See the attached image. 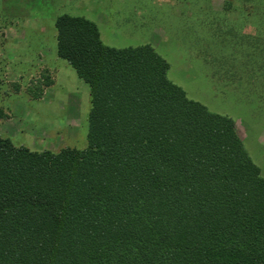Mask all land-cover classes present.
Here are the masks:
<instances>
[{
	"label": "trees",
	"instance_id": "1",
	"mask_svg": "<svg viewBox=\"0 0 264 264\" xmlns=\"http://www.w3.org/2000/svg\"><path fill=\"white\" fill-rule=\"evenodd\" d=\"M55 28L90 87L87 145L0 135V264H264V175L236 120L190 98L152 43L109 46L67 13ZM247 67L245 90L264 102V72Z\"/></svg>",
	"mask_w": 264,
	"mask_h": 264
},
{
	"label": "rangeland",
	"instance_id": "2",
	"mask_svg": "<svg viewBox=\"0 0 264 264\" xmlns=\"http://www.w3.org/2000/svg\"><path fill=\"white\" fill-rule=\"evenodd\" d=\"M235 2L227 10L226 0H82L80 9L71 10L66 0H24V17L5 16L0 4V108L6 113L0 135L33 150L87 145L90 87L58 56L55 20L64 13L96 20L105 6L113 16L100 24L103 42L114 47L152 43L170 63L169 78L190 98L236 120L246 150L264 175V102L245 90L244 76L247 65L264 72V29L258 30L263 9L260 0ZM38 13L43 28H37ZM134 21L144 26L135 28ZM247 33H260L255 45L243 40ZM18 44L25 58L10 65L3 53ZM38 48H47L48 55L36 57ZM46 77L53 80L51 86L44 85ZM38 86L43 94L34 98L29 88Z\"/></svg>",
	"mask_w": 264,
	"mask_h": 264
},
{
	"label": "crops",
	"instance_id": "3",
	"mask_svg": "<svg viewBox=\"0 0 264 264\" xmlns=\"http://www.w3.org/2000/svg\"><path fill=\"white\" fill-rule=\"evenodd\" d=\"M68 3H70V6H71V10H76V9H80L81 7H79V4H80V2L82 1H77L76 0V2H75V0H66ZM24 2V0L21 2V0H0V4H1V7H2V10L4 11V14H5V16H21V17H24V15H25V13H26V7L25 6H23L21 3H23ZM75 2V3H74ZM168 2V1H167ZM57 5V4H56ZM173 5V4H172ZM69 6V5H68ZM37 8V7H36ZM35 8V6H33V9L35 10L36 9ZM101 9H98L97 10V13H96V20H93L92 19V21H94V22H96L97 23V25H98V27H99V30H100V24H103L104 25V21H105V23H109V19H110V17H112L113 16V14L112 15H107L106 14V12H105V6H102V7H100ZM134 10H136L137 11V13H136V15L138 16V17H144V15L142 14V12H141V10H139L138 11V8H134ZM85 12H86V10H85ZM80 16H84V17H87L86 16V14H80ZM35 17H38V23H36L37 24V28L38 27H41V28H43V25L41 24V23H39L40 21H39V19H40V16H39V13L38 14H36L35 15ZM35 17L33 16L32 18L33 19H35ZM134 20H137V19H134ZM137 22V21H136ZM135 21L133 22V25L136 23ZM144 23V22H143ZM144 25L142 24V23H140V24H135L134 25V27L135 28H142ZM40 28V29H41ZM56 29V28H55ZM39 30V29H38ZM45 30L44 29H42L41 31H40V33L41 32H44ZM100 33H101V31H100ZM114 33H115V31L113 32V35H114ZM55 36H56V40H57V31H56V34H55ZM22 38V37H21ZM23 38H25V37H23ZM160 39V41L162 40V38L160 37L159 38ZM22 40V39H21ZM21 40H19V41H21ZM25 40L26 39H23L22 40V42H25ZM18 41V43H20ZM16 49H14V48H12V47H9L8 49H6L7 51H4L5 53H3V54H5L8 58H9V64L10 63H12V62H14V61H18L19 60V58H25V53L23 52V50L20 48V46H19V44L15 47ZM41 48H38L37 49V51H34L33 52V54H35L36 53V57H38V58H41V57H44V56H47L48 55V49L47 48H45V50H43V52H41ZM2 51V52H3ZM42 53V54H41ZM27 57V56H26ZM21 62H23V61H21ZM11 65V64H10Z\"/></svg>",
	"mask_w": 264,
	"mask_h": 264
}]
</instances>
